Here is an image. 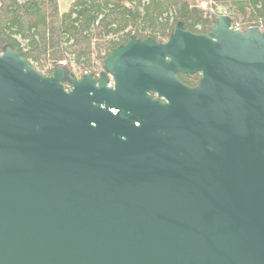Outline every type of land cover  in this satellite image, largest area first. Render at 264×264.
Masks as SVG:
<instances>
[{
  "label": "water",
  "instance_id": "obj_1",
  "mask_svg": "<svg viewBox=\"0 0 264 264\" xmlns=\"http://www.w3.org/2000/svg\"><path fill=\"white\" fill-rule=\"evenodd\" d=\"M213 23L80 80L4 48L0 264H264V30Z\"/></svg>",
  "mask_w": 264,
  "mask_h": 264
},
{
  "label": "trees",
  "instance_id": "obj_2",
  "mask_svg": "<svg viewBox=\"0 0 264 264\" xmlns=\"http://www.w3.org/2000/svg\"><path fill=\"white\" fill-rule=\"evenodd\" d=\"M0 0V55L7 45L37 70L52 75L72 65L100 73L106 57L132 35L169 39L179 22L210 32L213 16L226 12L240 29L264 30V0ZM215 13V14H214Z\"/></svg>",
  "mask_w": 264,
  "mask_h": 264
},
{
  "label": "flooded vegetation",
  "instance_id": "obj_3",
  "mask_svg": "<svg viewBox=\"0 0 264 264\" xmlns=\"http://www.w3.org/2000/svg\"><path fill=\"white\" fill-rule=\"evenodd\" d=\"M195 33L207 34L209 32H195ZM132 36L129 39L125 40L124 42L120 43L119 46L126 45V43H128L131 40ZM137 38L138 39H141V40H145V39L152 38V39L155 40V38H153V37H148V38L137 37ZM155 41L158 42V43H162V42L169 41V39L167 38V39H165L163 41H160V40H157L156 39ZM119 46H117V47H119ZM103 70H104V68L100 71V73H102ZM68 72L73 73V72H71V70H69ZM85 72H87V74H93L95 77H98V76H96V73L95 72H90V70L84 71V73ZM119 73H121V72H118V74ZM74 74H75V77L78 80H80L83 77V75H84L82 73H77L76 74V72ZM178 76L180 77V79L182 80V82H184L185 84H187L189 86H196L199 83V79L201 78V73H197V74L196 73H187V74H184L182 72H179L178 73ZM108 77H109V80H108V83H106V85H107V87L109 89H113L114 90L116 88V84L115 83H117L116 78H115V76L112 73H109L108 74ZM63 83H64V86L66 87V90L67 91H70L73 88V86H71V84L69 83L68 80H65V82H63ZM125 91H127L129 93V95H130L129 97H132L134 95V90L131 87H130V89H126ZM138 93H139V91H138ZM122 94H123V91H122ZM151 94H152V96H156L157 95L155 92H151Z\"/></svg>",
  "mask_w": 264,
  "mask_h": 264
},
{
  "label": "rangeland",
  "instance_id": "obj_4",
  "mask_svg": "<svg viewBox=\"0 0 264 264\" xmlns=\"http://www.w3.org/2000/svg\"><path fill=\"white\" fill-rule=\"evenodd\" d=\"M59 1V7H60V9H61V11H63V12H65V11H67L70 7V5H71V3L74 1V0H58ZM215 14V13H214ZM72 71H73V73H75L76 72V74L77 73H81L80 71V69L74 64V65H72ZM43 72L44 73H46L45 72V70H43ZM98 73H96V76H99V75H97Z\"/></svg>",
  "mask_w": 264,
  "mask_h": 264
},
{
  "label": "built area",
  "instance_id": "obj_5",
  "mask_svg": "<svg viewBox=\"0 0 264 264\" xmlns=\"http://www.w3.org/2000/svg\"><path fill=\"white\" fill-rule=\"evenodd\" d=\"M226 14V12H224ZM239 23H233L232 27H235V29H240V26H238ZM84 74H87V72H85ZM100 73H98L97 75H99Z\"/></svg>",
  "mask_w": 264,
  "mask_h": 264
}]
</instances>
